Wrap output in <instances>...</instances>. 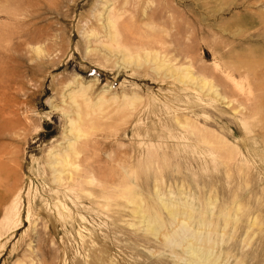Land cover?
Masks as SVG:
<instances>
[{
	"label": "rangeland",
	"instance_id": "1",
	"mask_svg": "<svg viewBox=\"0 0 264 264\" xmlns=\"http://www.w3.org/2000/svg\"><path fill=\"white\" fill-rule=\"evenodd\" d=\"M0 153V264H264V0H0Z\"/></svg>",
	"mask_w": 264,
	"mask_h": 264
},
{
	"label": "bare ground",
	"instance_id": "2",
	"mask_svg": "<svg viewBox=\"0 0 264 264\" xmlns=\"http://www.w3.org/2000/svg\"><path fill=\"white\" fill-rule=\"evenodd\" d=\"M70 124H71V122H70ZM71 126H73V125H71ZM1 154V153H0ZM78 154H80L79 152H78V148H77V146H75V144L74 143H69L68 145H67V147L62 151H60L59 153H56V154H54V155H52L51 156V159H53L52 161H51V164L53 165V164H56V165H58L59 163H61V162H63V161H66L67 159H68V157H69V155H78ZM2 157V159H3V156H1L0 155V158ZM3 164V161L2 160H0V166ZM3 169V168H2ZM130 199H134V197H132V196H130L129 197ZM132 201H135V200H132ZM166 206V204L164 205V207ZM157 225H161L160 223H157ZM187 236H188V240H191V239H193V235L192 234H190V233H188L187 234ZM195 241H197V242H200L199 240H195ZM190 255V257H191V264H207L206 263V260L205 259H203V257H201V256H198L197 255V250H194L191 254H189Z\"/></svg>",
	"mask_w": 264,
	"mask_h": 264
}]
</instances>
